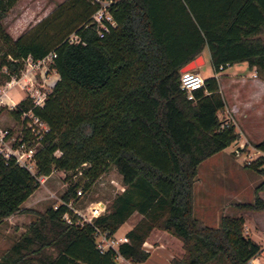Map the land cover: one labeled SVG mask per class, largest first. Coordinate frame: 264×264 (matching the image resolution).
Returning <instances> with one entry per match:
<instances>
[{"label":"trees","instance_id":"1","mask_svg":"<svg viewBox=\"0 0 264 264\" xmlns=\"http://www.w3.org/2000/svg\"><path fill=\"white\" fill-rule=\"evenodd\" d=\"M12 2L0 0V15ZM66 2L15 37L0 22V65L10 74H19L26 55L37 59L51 50L58 74L42 105L26 96L9 109L16 118L32 109L48 129L34 154V173L0 152V222L16 212L35 215L0 264H115L117 256L140 263L149 257L143 243L154 228L183 243L186 256L170 264H252L261 247L243 234L242 217L204 224L193 214V185L198 165L239 137L233 123L218 117L225 100L216 73L240 61L264 67V0H111L115 23L107 22L102 34L91 18L98 1ZM70 33L78 40L70 41ZM204 48L214 74L189 98L180 68ZM254 147L262 154L248 167L264 173V138ZM110 165L123 190L107 211L77 221L67 204ZM55 169L71 172L61 202L44 212L22 208L39 176ZM263 189L264 180L252 203L236 207L264 208ZM133 212L141 218L126 241L101 249L96 232L113 236Z\"/></svg>","mask_w":264,"mask_h":264},{"label":"rangeland","instance_id":"2","mask_svg":"<svg viewBox=\"0 0 264 264\" xmlns=\"http://www.w3.org/2000/svg\"><path fill=\"white\" fill-rule=\"evenodd\" d=\"M67 0H13L10 7L3 15H0V22L4 29L12 37L20 33L32 31L34 25L45 16L54 13L59 7L65 5ZM73 35L70 33L69 36ZM68 36V37H69ZM2 43L0 41V53ZM203 60L198 61V72L203 76L213 75V67L209 59L208 49L202 50ZM41 66V65H40ZM24 63L22 65L23 70ZM195 70V69H193ZM196 71V70H195ZM37 82L35 85L50 90V87L43 82L39 74V66L34 68ZM0 70V93H5L6 100L10 105L28 96L27 85L21 87L17 83L7 85L8 78ZM47 78L52 75L58 77L55 69L48 67L45 72ZM217 79L225 105L217 111L218 117L224 122L234 124L238 132V139L233 140L230 145L222 151L203 160L197 168L193 185V214L204 224L212 227L219 226L222 216H241L243 219L242 232L261 246L258 255L250 260V263L264 264V208L259 210L240 209L237 203H252L254 201V188L264 180V173L253 170L248 165L255 160L261 152L254 147L256 141L264 138V67L248 70L241 68L238 62L228 65L217 72ZM34 88H31L33 91ZM15 104V105H16ZM6 103L0 104V127L6 128V144L12 146L17 139L25 134L24 121L22 117H14L9 111ZM247 138V139H245ZM3 152L7 151L6 145L2 146ZM59 152H56L58 154ZM35 172V168L31 169ZM71 172H64L55 169L47 177L39 176V188L34 191L21 207L28 210L44 212L48 206L55 207L61 202V194L67 186L66 175ZM120 174L113 165L102 173L91 187L77 194L72 204L76 211L77 221L84 222L91 217L93 207L108 209L115 192L120 190ZM264 203V189L258 192ZM100 212V211H99ZM18 216L6 217L0 222V262L2 256L9 250L10 246L19 239L25 231L27 224L35 219V215L29 212H16ZM14 213V214H16ZM8 218V219H7ZM122 225V224H121ZM120 225V226H121ZM118 227L122 228V227ZM117 229V230H118ZM159 235L156 237L157 245L161 250L168 251L172 258L181 259L186 256V250L182 241L176 236L164 230L154 228ZM149 235V234H148ZM148 237V236H147ZM98 245L106 248L109 245L116 247L120 242L116 233L107 236L106 232L98 231L95 234ZM159 253L149 264H170L169 259ZM167 254L166 256H169ZM133 263V262H132ZM117 264H129L126 260L120 259ZM207 264H222L219 260Z\"/></svg>","mask_w":264,"mask_h":264},{"label":"built area","instance_id":"3","mask_svg":"<svg viewBox=\"0 0 264 264\" xmlns=\"http://www.w3.org/2000/svg\"><path fill=\"white\" fill-rule=\"evenodd\" d=\"M99 2V7L92 13L91 18L97 25V30L99 34H102L104 30L108 29V24H114V19L112 14L108 10V4L111 0H95ZM69 40H78L76 34L69 36ZM55 56V52L53 50L49 51L44 56L34 59L30 54L26 55L23 58L24 67L23 70L19 72V74H10L7 65L3 64L0 65V70L3 71L5 74H10L7 85H11L17 83L21 87L27 85V88L30 90L28 96L31 98L33 105H42L44 102V98L46 95L47 90L43 89L42 82L39 83L40 85H35L37 82V78L35 76L34 68L39 66V74L41 75V79L45 82L50 88L53 86L55 82V77L52 75L51 77L47 78L45 72L47 71L48 67H51V63L53 61V57ZM41 65V66H40ZM221 67V65H220ZM54 69V68H53ZM204 85V77L195 70L188 69L181 71L180 74V87L181 89L186 91L187 97L193 98V89L198 88ZM31 88H34L33 91ZM5 93H0V104L6 103L9 105L10 108L15 106V102L12 101L10 105V101H7L5 98ZM24 121V127L29 133L27 137L23 138L25 134L20 136L16 143L12 146L6 144V136L8 134V130L6 128L0 127V152L3 154L4 157L13 156L15 157L16 161L29 169L31 171L32 168H35V160L34 154L36 152L37 146L40 143V139L43 134L48 129V124L44 119H42L38 114H36L32 109L23 110L20 114ZM6 145L7 151L3 152L2 146ZM262 154V152H261ZM81 191L77 190V194H80ZM71 207V203L67 204ZM76 213V211L73 209ZM100 212L98 208L93 207L91 209V217L87 219L90 221L92 217L98 215ZM64 218L68 220V216L65 214ZM69 221V220H68ZM98 232V231H97ZM120 241H125L126 238H119ZM101 249L102 246L98 245ZM112 246V245H109ZM108 247V246H107Z\"/></svg>","mask_w":264,"mask_h":264},{"label":"crops","instance_id":"4","mask_svg":"<svg viewBox=\"0 0 264 264\" xmlns=\"http://www.w3.org/2000/svg\"><path fill=\"white\" fill-rule=\"evenodd\" d=\"M201 55H202V52H201ZM203 57V56H202ZM239 64H241V68H247L248 70H254V66L252 67V68H249L248 66H247V62L246 61H240V62H238ZM232 65V64H231ZM200 65H198V66H196L195 67V70L196 71H198V67H199ZM230 66V65H229ZM217 74V73H216ZM245 139H247V138H245ZM51 174V173H50ZM48 176V175H47ZM47 176H44V177H47ZM120 178H121V176H120ZM39 188V187H38ZM123 188H124V186L121 184V186H120V190L119 191H117V192H115V194L116 193H119V192H121L122 190H123ZM34 194V191L27 197V199L31 196V195H33ZM26 199V200H27ZM25 200V201H26ZM25 201L24 202H22V207H25V206H23L24 205V203H25ZM74 203V202H73ZM73 203H71V204H73ZM100 205L102 206L103 205V207L104 208H99L100 210V213L99 214H101V213H103V212H105V211H107V210H105L106 208H105V205L103 204V203H100ZM19 214H12V215H10L8 218H10V217H12V218H14V217H16V216H18ZM20 216V215H19ZM7 218V219H8ZM141 218V214H139L138 212H133L132 214H130L129 216H128V218L124 221V223H122V225L120 226V227H122V228H119L115 233H116V236H118L119 238H124L125 237V233L129 230V229H131L132 227H133V225L139 220ZM165 232H167V231H165ZM159 235V233H158V231L156 232L154 229H152L151 231H150V233H149V235H148V237L146 238V240L144 241V243H143V248H144V250H146V251H148L149 252V257H148V259H146L145 261H143V262H140V263H132L131 261H129V260H126V259H124L123 257H121V256H117L116 257V260H115V264H117V262H119L120 261V259H124V260H126L129 264H149L154 258L156 259V257H159L160 255H159V253H162L161 255L163 256V257H165L166 258V260H167V262H169L168 260L169 259H171L172 258V255L167 251L166 253L167 254H170L169 256H166L167 254H164L165 253V251H162L161 250V245H157V244H153V243H156V241H157V236ZM126 238V237H125ZM124 241V240H123ZM126 241V240H125ZM256 242V241H255ZM261 247V246H260ZM254 264H255V262L254 261H252ZM169 264V263H168Z\"/></svg>","mask_w":264,"mask_h":264},{"label":"water","instance_id":"5","mask_svg":"<svg viewBox=\"0 0 264 264\" xmlns=\"http://www.w3.org/2000/svg\"><path fill=\"white\" fill-rule=\"evenodd\" d=\"M203 60V57L201 54H198L197 56H195L193 59L189 60L188 62H186L184 65L181 66L180 71H184V70H188V69H192L195 68L196 66H198V61L199 60Z\"/></svg>","mask_w":264,"mask_h":264},{"label":"bare ground","instance_id":"6","mask_svg":"<svg viewBox=\"0 0 264 264\" xmlns=\"http://www.w3.org/2000/svg\"><path fill=\"white\" fill-rule=\"evenodd\" d=\"M8 98H9V101H11L10 97H8Z\"/></svg>","mask_w":264,"mask_h":264}]
</instances>
